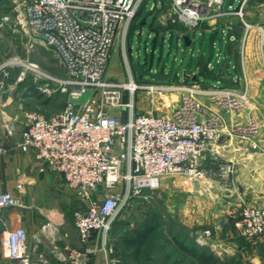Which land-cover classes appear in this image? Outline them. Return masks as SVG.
I'll use <instances>...</instances> for the list:
<instances>
[{
  "label": "rangeland",
  "instance_id": "1",
  "mask_svg": "<svg viewBox=\"0 0 264 264\" xmlns=\"http://www.w3.org/2000/svg\"><path fill=\"white\" fill-rule=\"evenodd\" d=\"M11 4L10 0H0V66L8 72L4 75L8 90L0 99V116L2 120L5 115L16 118L4 111L13 105L16 110L21 105L47 114L57 112L66 105L68 93L56 91L41 97L37 88L40 80L27 65L33 63L61 77L66 76L64 67L54 49L32 42L9 24L1 25L4 16L12 12ZM204 12L195 24L187 25L180 20V8L173 0H144L126 38L119 39L111 52L106 78L126 83L131 70L138 83L164 88L162 93L146 88L136 91L131 98L135 111H170L183 90L194 89L221 111L225 127L218 143L206 153L203 177L160 176L147 199L133 201L115 220L105 246L100 235L90 239L87 253L107 251L105 264H200L184 248L193 244L213 253L212 264H264V239L242 236L233 224L235 215L249 203L246 197L242 199L241 187L254 161V157L242 154L243 149H234L242 140V128L253 120L260 125L256 139L261 133L264 136V0H215ZM187 37L192 40L190 44ZM228 46L230 54H237L235 57L226 53ZM136 60L148 72L144 76L137 74ZM23 70L26 74L20 81ZM210 92L214 93L208 95ZM219 98L233 100L234 105L229 109L214 102ZM45 99H49L48 104H43ZM2 124L5 128L4 120ZM222 138L225 141H220ZM7 173L0 166V182L11 180ZM38 189L36 205L51 208L75 230L73 214L81 208V202L64 180L52 174V179ZM27 201L31 202L28 196ZM34 213L42 216L36 207ZM209 228L213 235L206 238L204 231ZM133 236L144 242L139 256L123 244L125 238ZM85 261L93 263L90 256Z\"/></svg>",
  "mask_w": 264,
  "mask_h": 264
},
{
  "label": "built area",
  "instance_id": "2",
  "mask_svg": "<svg viewBox=\"0 0 264 264\" xmlns=\"http://www.w3.org/2000/svg\"><path fill=\"white\" fill-rule=\"evenodd\" d=\"M143 1L10 0L12 12L1 23L54 49L66 72L61 77L28 64L40 80L38 90L45 95L66 92L67 103L50 114L20 106L16 118L4 114V121L15 146L30 154L40 171L61 175L81 202L73 220L82 244L100 235L105 246L115 220L133 201L147 199L155 188L153 180L160 176L203 177L206 153L225 127L221 111L194 89L183 90L170 111L141 113L134 110L133 94L140 88L153 93H162L164 88L138 83L131 70L126 83L106 78L111 52L119 39L126 38ZM213 1L173 3L180 8V20L193 25ZM25 74L23 70L18 80ZM4 75L8 72L0 66V99L8 90ZM124 94L128 95L125 103ZM216 100L229 109L234 105L233 100ZM122 107L126 108L124 121ZM241 131V139L258 148L259 122L253 120ZM8 150L0 141V156ZM22 188L23 183H18L17 190L22 192ZM22 204L20 195L0 189V219L5 209ZM233 224L242 236L264 239V204L245 203ZM212 233L209 228L204 236L211 238ZM2 246L17 264H51L46 252L28 245L22 225L5 231ZM84 255L79 248H68L64 260L86 264Z\"/></svg>",
  "mask_w": 264,
  "mask_h": 264
},
{
  "label": "crops",
  "instance_id": "3",
  "mask_svg": "<svg viewBox=\"0 0 264 264\" xmlns=\"http://www.w3.org/2000/svg\"><path fill=\"white\" fill-rule=\"evenodd\" d=\"M190 41L192 42V40ZM20 106H18L16 110L13 105L7 107L4 111L15 116L20 114ZM3 120L2 116H0V138L9 150L0 156V166L1 169L4 168V170L8 172L6 174L7 179L11 178V180L5 184L4 180L1 179L0 188L3 184V190H8L20 195L23 204L22 206L5 209L0 219V264H17L15 260L7 256L2 246V237L5 231L17 225H22L26 229L28 245L31 248L35 247L39 251H44L47 255L50 254L52 256L51 264H54V261L60 263L65 262L64 257L68 254V248H79L85 251L84 257L86 260L89 259V256L90 258L92 257V264H105V259L108 256L107 251L102 250L96 254L87 253L90 249V243H81L77 229L71 230L68 220H65L63 216L59 219V216L55 215L51 208H41L36 205L37 199L36 196H34L36 195L35 190H39L38 188L41 184L45 185L49 182L52 179V174H59L49 170L40 171L33 157L30 154L21 152L20 149L15 146V140L10 139V136L5 134L4 124H2ZM222 139H220V141H225V138ZM239 141L240 144H237L238 148L234 150L243 149L244 151L242 154L246 155L247 153L246 158L254 157V159L252 158L254 161L251 163L252 166L250 167L247 178L243 181L244 186L241 187L243 192L241 197L242 199L246 197L249 203L264 204V136L261 133L258 137V148L256 149L250 147L243 140L239 139ZM215 144L216 143L212 145V148ZM254 162H257V166L254 165ZM59 176L61 177V175ZM20 182L23 183L22 192L17 190V184ZM27 196L28 199H31V202L27 201ZM35 207L38 208L40 214L45 217L35 215ZM23 218L26 219L23 221ZM117 224L118 222H116V225Z\"/></svg>",
  "mask_w": 264,
  "mask_h": 264
},
{
  "label": "trees",
  "instance_id": "4",
  "mask_svg": "<svg viewBox=\"0 0 264 264\" xmlns=\"http://www.w3.org/2000/svg\"><path fill=\"white\" fill-rule=\"evenodd\" d=\"M159 31V30H157ZM226 53L230 54L229 46L226 48ZM231 56H236L237 54H230ZM39 95L42 97L43 94L39 93ZM49 99H45L43 101V104H48ZM124 247L128 251H134L136 256H139L142 250V246L144 244L142 238L138 236H133L131 238H125L124 241ZM186 251L188 252L189 255L195 257L198 259L200 264H212V261L214 260V255L213 253H207L203 249H199L196 244H193V246L189 247H184Z\"/></svg>",
  "mask_w": 264,
  "mask_h": 264
},
{
  "label": "water",
  "instance_id": "5",
  "mask_svg": "<svg viewBox=\"0 0 264 264\" xmlns=\"http://www.w3.org/2000/svg\"><path fill=\"white\" fill-rule=\"evenodd\" d=\"M186 40H187V44H190L189 37H187ZM130 51H131V49H130ZM133 64H134L135 70H136V72H137V74H138L139 76H144L145 74L148 73V72L144 69V66L140 63L139 60L134 61ZM150 76H151V77H155V78H159V75H156V76H155V75H153V74H150ZM126 101H127V95L124 94V96H123V102L125 103ZM125 117H126V108L123 107V109H122V120H123V121L125 120ZM232 217H233V216H231V217L229 218V223L231 222Z\"/></svg>",
  "mask_w": 264,
  "mask_h": 264
},
{
  "label": "bare ground",
  "instance_id": "6",
  "mask_svg": "<svg viewBox=\"0 0 264 264\" xmlns=\"http://www.w3.org/2000/svg\"><path fill=\"white\" fill-rule=\"evenodd\" d=\"M31 64H33V63H31ZM182 89H185V87L184 88H182ZM153 184L154 185H156V184H158V181L155 179V180H153Z\"/></svg>",
  "mask_w": 264,
  "mask_h": 264
}]
</instances>
